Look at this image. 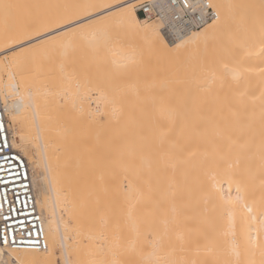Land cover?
Wrapping results in <instances>:
<instances>
[{
	"label": "bare ground",
	"instance_id": "1",
	"mask_svg": "<svg viewBox=\"0 0 264 264\" xmlns=\"http://www.w3.org/2000/svg\"><path fill=\"white\" fill-rule=\"evenodd\" d=\"M142 1L0 0V94L48 244H0V264H126L119 249L131 264H264V5L211 0L221 23L176 48L161 21L120 12ZM87 49L117 75L128 127L86 94Z\"/></svg>",
	"mask_w": 264,
	"mask_h": 264
},
{
	"label": "built area",
	"instance_id": "2",
	"mask_svg": "<svg viewBox=\"0 0 264 264\" xmlns=\"http://www.w3.org/2000/svg\"><path fill=\"white\" fill-rule=\"evenodd\" d=\"M195 3L196 9L186 12L182 10L180 0H144L136 5V10L149 20L161 21L163 32L170 39V22L174 14H179L186 20L202 15L211 22L209 16L216 9L209 10L206 5L213 4L212 1L195 0ZM200 28L198 23H193L189 33ZM0 124L3 125L0 128V244L16 249L44 250L47 238L37 208L30 171L24 158L12 146L1 94Z\"/></svg>",
	"mask_w": 264,
	"mask_h": 264
},
{
	"label": "rangeland",
	"instance_id": "3",
	"mask_svg": "<svg viewBox=\"0 0 264 264\" xmlns=\"http://www.w3.org/2000/svg\"><path fill=\"white\" fill-rule=\"evenodd\" d=\"M259 2L264 5V0H259ZM151 22H154V21L148 20V23H151ZM75 39H76V37H75ZM75 39H74L73 42H77ZM78 39L80 40V37ZM72 40H73V38H72ZM77 43H79V42H77ZM83 45L76 46V47H78V52L82 50V46ZM83 47L86 48L87 46L86 47L83 46ZM59 48L60 47L58 46L57 49H55L57 53H59L58 52ZM87 48H89V47H87ZM83 53H84V50H83ZM87 53H88V57L84 53L85 56L87 57V58H85V60L87 59L86 66L84 65V61H83V65L86 67V69L84 67L85 70L83 69V71H86V72H83V73H86V74H84L85 75L84 76V80L87 78V81H85V82L87 83L86 85H88V87H86L85 92L88 91V96L89 95L92 96L91 97L92 100H94L96 98L95 96H98V94H100V93L104 94V97H106L105 98V102L107 104H109V111L116 118V126L118 127V129L120 130V129H123L124 127H128V124H127V121H128V119H127L128 117L127 116L128 115H127V113L124 112V111H121L119 109V104H117L115 101H113V97H115L116 94L119 93V92L116 91L117 88H115V87L118 86L117 85V79H118L117 75L114 73L112 68H110L109 66H107V67L102 66L103 64H101V65L98 64L99 65L98 66L96 64V62H97L96 60H95L96 62L94 63V59H97V56H98V54L100 52H95L96 53V55H95L94 52H93V54H91L92 52H90V49H87ZM99 61H100V59H99ZM104 65H106V64H104ZM115 83H116L117 86H115ZM86 94H87V92H86ZM15 130H16L15 138L18 141H20L21 140V136L18 134V132L21 131V127L17 126L15 128ZM29 151L32 153L34 158L38 157V160H37L38 164H36L35 167H34V178H37V181H36V179H35V181H36V184L38 185V187H40L41 183H44V184L46 183V175H45V173L47 172V170H46L47 167H46V164L44 163V160L39 155V151H38V149L36 147H34V146H31V148L29 147ZM33 151H34V153H33ZM35 155H37V157ZM119 251H120V255L121 256H125L126 257V259H125V263L126 264H129L130 262L133 263V260H131V258L129 257L130 252H128L126 250H120V249H119ZM58 253H59V254H57L58 257L56 256L57 260L60 258L59 256H61L60 252H58ZM116 259H118V260H115V261H112L110 259H109V261L108 260H104V263L105 262L107 263V261H108L109 264H112L114 262L118 263V264L119 263L121 264V261L119 260V258H116ZM99 262H98L99 264H102L103 260H101Z\"/></svg>",
	"mask_w": 264,
	"mask_h": 264
},
{
	"label": "snow or ice",
	"instance_id": "4",
	"mask_svg": "<svg viewBox=\"0 0 264 264\" xmlns=\"http://www.w3.org/2000/svg\"><path fill=\"white\" fill-rule=\"evenodd\" d=\"M182 4V10H185L186 12H192L196 9L197 4L195 3V0H180ZM90 7L94 8L95 10H100V9H107L110 7L108 4H100V5H91ZM206 7L211 10V9H216L213 15L209 16V19L211 20V23L208 22V20H205L202 15L200 16H193L190 19H184L182 16L179 14H174L173 20L170 22V42L175 45L176 48H181L184 47L186 44L190 42L189 39H185L186 36H188V33L192 27L193 23H198L201 26L202 31L201 32H196L192 33L191 35L193 37H198L201 35H204L205 33L208 32L209 29H215L220 23H221V14L219 11V5L216 4H208ZM136 9V5L134 3H127V5H121L120 6V12L121 13H128L129 16H132ZM112 15H115L116 13H111ZM103 19H107V17H103ZM134 24H139V21L135 20V17L132 16ZM99 23V21H90L88 24H81L80 28H73L71 31L73 33L79 31L80 29L87 28L91 24ZM206 25V26H205ZM148 26V25H146ZM160 25H154V32L155 29L159 28ZM64 35H68V33H64ZM155 35L160 38L161 42L163 43V37L159 36V32H155ZM13 56L18 55V53H12ZM227 67V65H225ZM15 119V117H13ZM3 125L0 124V128H2ZM7 142V141H5ZM242 201L241 197H236L234 199H229L226 201V203L234 205L237 202ZM250 211V209H249ZM5 243H7V238H5ZM45 249H47L48 245L47 242L44 244ZM14 255V254H13ZM12 264H24L23 261H19L18 258L17 260H14Z\"/></svg>",
	"mask_w": 264,
	"mask_h": 264
}]
</instances>
